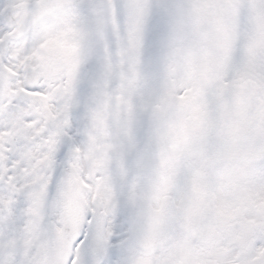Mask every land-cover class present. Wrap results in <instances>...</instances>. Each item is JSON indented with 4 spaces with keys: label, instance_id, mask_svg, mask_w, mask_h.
<instances>
[{
    "label": "snow or ice",
    "instance_id": "1",
    "mask_svg": "<svg viewBox=\"0 0 264 264\" xmlns=\"http://www.w3.org/2000/svg\"><path fill=\"white\" fill-rule=\"evenodd\" d=\"M0 264H264V0H0Z\"/></svg>",
    "mask_w": 264,
    "mask_h": 264
}]
</instances>
